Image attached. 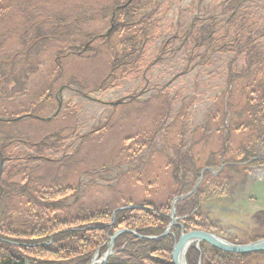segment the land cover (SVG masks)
Returning a JSON list of instances; mask_svg holds the SVG:
<instances>
[{
  "label": "rangeland",
  "instance_id": "1",
  "mask_svg": "<svg viewBox=\"0 0 264 264\" xmlns=\"http://www.w3.org/2000/svg\"><path fill=\"white\" fill-rule=\"evenodd\" d=\"M150 1H0V184L18 189L28 181L35 196L79 186L61 202L72 215L122 205L171 214L182 197L170 161L188 152L200 178L193 190L199 209L184 217L187 223L237 244L263 239L264 60L233 83L226 76L230 57L181 75L184 52L159 55L160 45L179 21L178 31L192 22L197 0H160L156 32L134 67L140 75L115 80V62L129 53L119 10ZM263 2L253 9L261 12ZM41 142L55 146L43 161L32 148ZM20 156L33 161H6ZM13 198L0 209V221L11 214L18 223L27 214L28 199ZM113 237L92 263L114 256ZM252 257L199 244L186 262L252 264Z\"/></svg>",
  "mask_w": 264,
  "mask_h": 264
},
{
  "label": "trees",
  "instance_id": "2",
  "mask_svg": "<svg viewBox=\"0 0 264 264\" xmlns=\"http://www.w3.org/2000/svg\"><path fill=\"white\" fill-rule=\"evenodd\" d=\"M203 1L197 0L192 22L185 29L178 31L182 25L180 21L176 24L174 35L160 45L159 55L174 56L183 51L185 68L181 75L209 66L217 57H230L227 82L249 76L252 67L264 60V47L260 43L264 39V2L261 12H256L253 5L260 0H219L213 8L203 6ZM159 8L160 0H151L145 4L134 2L119 10V13L123 12L122 29L128 33L124 44L129 53L115 62L111 74L115 80L129 73L139 74L134 67L156 32ZM176 42L177 46L174 45ZM190 64L192 67L188 68ZM139 79L144 80L142 75ZM32 148L39 161H43L49 151H55L54 144L46 142ZM9 160L28 163L33 157L20 156L6 161ZM170 162L177 186L176 196L182 197L176 206V217L182 219L199 209L197 190L194 193L193 190L200 172L194 168L188 152L178 151L177 157ZM29 185L26 181L23 187L16 189L1 180L0 209H4L13 196L28 199L30 208L21 222L15 223L11 214L0 221V264H91L93 255L108 248L110 238L121 230L136 235L129 232L119 235L114 242V256L105 264H173L172 250L183 230L176 225L168 235L162 236L171 224L168 210L122 205L72 215L70 207L61 202L71 194L76 195L79 186L76 189H47L35 196L30 194ZM146 237L159 238L149 240ZM194 251L191 249L189 255Z\"/></svg>",
  "mask_w": 264,
  "mask_h": 264
},
{
  "label": "water",
  "instance_id": "3",
  "mask_svg": "<svg viewBox=\"0 0 264 264\" xmlns=\"http://www.w3.org/2000/svg\"><path fill=\"white\" fill-rule=\"evenodd\" d=\"M110 32V31H109ZM4 167V159L3 155L0 152V177L2 175ZM179 199H175L174 203H176ZM173 217L175 215V211L173 210ZM175 225V219H173ZM172 225L167 229V231L163 234L167 235L169 233V229L171 228ZM125 232H131V231H126V230H121L117 232L114 237L111 239L112 242L122 233ZM135 234L134 232H131ZM136 235V234H135ZM146 239L150 240H155L158 239L157 237H146ZM200 242H207L210 245L214 246L215 248H218L220 250L226 251V252H231V253H236V254H247V253H254V252H260L264 251V239L258 240L256 242L246 244V245H234L230 244L227 241L218 238L215 235H212L207 232H201V231H192L189 233H182L179 240L177 243L174 245L173 250H172V260L173 264H187L186 262V254L189 250V248L196 244L199 245ZM113 245V244H112ZM111 245V247H113ZM112 249L110 248L107 254L104 256L103 261H106L107 258L111 255ZM96 261H93L92 264H95Z\"/></svg>",
  "mask_w": 264,
  "mask_h": 264
},
{
  "label": "flooded vegetation",
  "instance_id": "4",
  "mask_svg": "<svg viewBox=\"0 0 264 264\" xmlns=\"http://www.w3.org/2000/svg\"><path fill=\"white\" fill-rule=\"evenodd\" d=\"M195 213V212H194ZM173 211H172V213H171V219L173 220V219H175V215H174V217H173ZM176 214V213H175ZM173 223H174V221L172 222V226H173ZM179 226L182 230H183V233L184 232H186V231H184V230H189V231H187L186 233H189V232H192V231H201V232H207V233H210V234H212V235H215V236H217L218 238H221V239H223V240H225V241H227L228 243H230V244H234V245H246V244H237V243H235V242H233L232 240H229L228 238L226 239V237L225 236H223V235H219V234H213V233H211L210 231H207V230H197V229H195L194 227H191L190 226V224H189V222L187 223V221H186V219H184V218H177V221H176V223H175V225L174 226ZM191 228H194V230H190ZM223 236V237H222ZM264 239V238H263ZM259 240H261V239H259ZM256 241H258V240H256ZM255 241V242H256ZM199 244H204V245H207L208 247H210L211 249H216L217 251H220L221 253H223L224 255H226V256H231V255H238V256H243V255H249V254H251V255H253V257L251 258V261H252V264H264V251H260V252H254V253H247V254H236V253H231V252H226V251H223V250H220V249H218V248H215L214 246H212V245H210L209 243H207V242H200ZM248 244H250V243H248ZM194 245H196V244H194ZM194 245H192V246H194ZM191 246V247H192ZM244 259H242L241 258V261L244 263L245 261H243Z\"/></svg>",
  "mask_w": 264,
  "mask_h": 264
}]
</instances>
